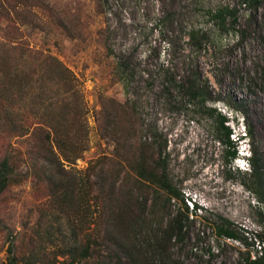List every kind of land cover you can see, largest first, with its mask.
Returning <instances> with one entry per match:
<instances>
[{
    "label": "rangeland",
    "instance_id": "obj_1",
    "mask_svg": "<svg viewBox=\"0 0 264 264\" xmlns=\"http://www.w3.org/2000/svg\"><path fill=\"white\" fill-rule=\"evenodd\" d=\"M257 2L0 0V47L10 64L33 70L34 86L10 97L0 88V106L8 101L24 125L43 127L52 104L54 124L67 125L76 146L84 143L77 157H59V172L24 136L11 138L21 159L15 181L0 193V264L8 262L9 244L17 264H114L117 251L105 248L111 207L121 203L139 219L135 239L147 264H161L146 243L179 204L161 210L162 192L133 172L141 156L158 155L188 212L197 206L183 241L168 244L172 259L241 264L247 250H258L245 243L264 232V208L241 184L247 164L238 153L249 155L251 142L264 166V0ZM51 56L70 71L71 93L54 73L41 76L37 63ZM190 80L196 96L186 93ZM63 104L71 108L65 115ZM208 108L227 118L237 153L231 162ZM246 128L250 137L239 141ZM67 177L81 183L63 203L62 185L54 183ZM221 219L240 240L216 234ZM86 244L91 249L81 252Z\"/></svg>",
    "mask_w": 264,
    "mask_h": 264
},
{
    "label": "trees",
    "instance_id": "obj_2",
    "mask_svg": "<svg viewBox=\"0 0 264 264\" xmlns=\"http://www.w3.org/2000/svg\"><path fill=\"white\" fill-rule=\"evenodd\" d=\"M243 1L253 4L258 3L257 0ZM219 12H217L218 15H220ZM6 53V49L1 46L0 88L4 91L5 95L8 94V97H10V95L12 96L15 92L32 90L34 86L30 84L29 74L33 73V70H19L16 65L10 64V61L8 62ZM37 67L38 70L41 71V76H49L50 73H54L61 81L63 92L66 91L71 93L73 91L70 84L72 78L70 71L56 58L51 56L47 61H39ZM196 88V85L190 80L186 93L191 96H196L198 94ZM200 100L201 102L204 101L202 99ZM6 102V105L3 104V107H1L2 105L0 106V133L4 136L0 141V193L5 191L8 186L15 181L16 168L19 159H21L19 156L21 148L11 144L12 137L24 136L26 143L29 147L35 148L34 153L45 162L47 167H54L55 171L58 170L59 172H63V166L59 161V157L65 160L75 158L78 155V150L83 149L82 145H84L83 140H78L77 143H79V146H76L75 141L68 140L70 137L65 133L67 125L54 124L53 121L57 112L54 113V110L50 109L52 104H48L43 110V114L46 115L45 122H40L43 127H29V125H24V123L20 122L13 106L10 103L8 104V101ZM60 108L62 115L71 111V108L67 104L61 105ZM213 111V108H208V113L210 117L213 118L214 126L216 130L220 132V134L216 136V139L226 148V159L228 162H231L237 153L232 145V140L229 138L231 134L230 128L225 125L227 118L219 113L213 114ZM31 114L39 117L41 116L38 111H33ZM243 134L250 137L251 129L246 128ZM144 143L149 145L150 140H146ZM248 148L250 149V153L246 158L247 168L243 172L245 177L241 181V184L253 195L257 203L264 208V166L262 164V157L255 151L251 142L248 144ZM29 149H26V153L29 152ZM133 172L145 184L153 186L162 192L164 201L161 210H167L171 205V200L179 204L173 211L167 213V217L164 221L159 220L160 222L157 230L153 232L149 239L150 241L147 242L146 245L148 248H151L153 253H156L162 258L161 264H181L179 261L170 257L167 247L171 241L178 243L183 241L186 237L187 227L190 221L189 215L191 212L195 214L197 206L194 205L193 208L192 205L193 209L188 212L187 205L184 202L185 198L181 192L171 185L167 177L164 161L159 155L156 158L152 156H141L134 163ZM80 183L81 180L79 178H58L54 186H56V184L62 185L59 196L61 202L64 203V200H68L72 195L73 189L78 188ZM111 209L109 225L111 226L112 240L111 246L105 249L117 251L114 252V264H147L148 257L145 256L146 250H144L142 244L135 239L136 231L139 226L138 217L124 203L113 205ZM216 234L224 238L240 240L235 226L226 219H221L220 223L216 225ZM105 239L107 240V238ZM253 239V241L245 243V245L246 247L250 246L252 248L256 245L258 250H254L253 254L247 250L243 256V263L241 264H264V232H256ZM102 242L104 243V240H101L100 243ZM89 245L90 244H86L81 247V252L87 253L89 249H91ZM94 245H96V242ZM97 247L99 250L101 249L99 243H97ZM7 252V264H17V258L15 254H13L10 244L7 247ZM149 263H151V260ZM237 264H240V262Z\"/></svg>",
    "mask_w": 264,
    "mask_h": 264
},
{
    "label": "clouds",
    "instance_id": "obj_3",
    "mask_svg": "<svg viewBox=\"0 0 264 264\" xmlns=\"http://www.w3.org/2000/svg\"><path fill=\"white\" fill-rule=\"evenodd\" d=\"M241 136H244V134L242 133V135H240V136L238 137V138H240L239 141L242 140V139H241ZM239 155H240L241 157L244 156V157H246V158L249 156L246 152H244V153L241 152V153H239ZM246 158H245V159H246ZM240 160H241V161H244V158H241Z\"/></svg>",
    "mask_w": 264,
    "mask_h": 264
}]
</instances>
